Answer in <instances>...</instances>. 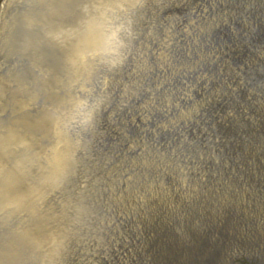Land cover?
<instances>
[{"label": "water", "instance_id": "obj_1", "mask_svg": "<svg viewBox=\"0 0 264 264\" xmlns=\"http://www.w3.org/2000/svg\"><path fill=\"white\" fill-rule=\"evenodd\" d=\"M0 264H264V0H0Z\"/></svg>", "mask_w": 264, "mask_h": 264}]
</instances>
